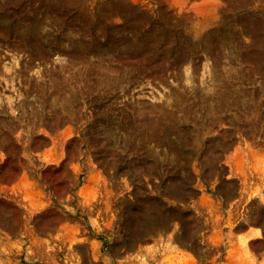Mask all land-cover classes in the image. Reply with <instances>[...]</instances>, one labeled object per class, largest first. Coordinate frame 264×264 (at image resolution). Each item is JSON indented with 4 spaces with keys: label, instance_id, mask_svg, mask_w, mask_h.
Returning a JSON list of instances; mask_svg holds the SVG:
<instances>
[{
    "label": "rangeland",
    "instance_id": "374dc122",
    "mask_svg": "<svg viewBox=\"0 0 264 264\" xmlns=\"http://www.w3.org/2000/svg\"><path fill=\"white\" fill-rule=\"evenodd\" d=\"M264 0H0V264H264Z\"/></svg>",
    "mask_w": 264,
    "mask_h": 264
},
{
    "label": "crops",
    "instance_id": "0c3cea01",
    "mask_svg": "<svg viewBox=\"0 0 264 264\" xmlns=\"http://www.w3.org/2000/svg\"><path fill=\"white\" fill-rule=\"evenodd\" d=\"M258 236H264V235L263 234L262 235L255 234L254 238H257Z\"/></svg>",
    "mask_w": 264,
    "mask_h": 264
}]
</instances>
